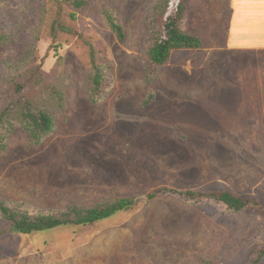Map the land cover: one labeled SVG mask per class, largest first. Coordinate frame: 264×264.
<instances>
[{
  "label": "rangeland",
  "instance_id": "rangeland-1",
  "mask_svg": "<svg viewBox=\"0 0 264 264\" xmlns=\"http://www.w3.org/2000/svg\"><path fill=\"white\" fill-rule=\"evenodd\" d=\"M156 0H90L113 9L119 41L89 9L49 23L46 0H0V63L22 56L38 33L42 67H55L65 106L39 143L17 128L0 151V200L38 209L92 207L159 187L228 191L264 203V49L230 43V0H187L182 26L204 47L173 50L155 74L142 24ZM88 43L110 64L111 85L93 102ZM149 91L153 99L143 105ZM185 135V138L182 137ZM264 250V214L212 199L164 193L87 226L17 234L0 223V264H251ZM257 264H264V254Z\"/></svg>",
  "mask_w": 264,
  "mask_h": 264
},
{
  "label": "trees",
  "instance_id": "trees-1",
  "mask_svg": "<svg viewBox=\"0 0 264 264\" xmlns=\"http://www.w3.org/2000/svg\"><path fill=\"white\" fill-rule=\"evenodd\" d=\"M46 1L52 3L55 9L52 19L46 23L53 39L59 31L76 33L61 18L63 10H68L70 18L75 19L77 11L89 9L100 18L117 40L123 41L124 30L112 8L91 7L90 0ZM186 10L187 0L153 2L142 24V51L147 58L150 73L155 74L166 64L173 50H194L205 46L200 36L182 26ZM228 10L231 14L230 7ZM32 34L33 41L22 56L0 63V151L6 148L17 128H20L31 142L39 143L54 128V113L65 106V94L59 85L55 67L50 72L43 69L44 56L39 58L36 51L38 33L32 30ZM17 40L14 34H0V44L5 45L8 41ZM87 58V90L91 100L96 102L111 85L110 64L103 50L91 43H88ZM152 99L153 93L149 91L142 104L145 106ZM182 137L185 138V135ZM164 193H175L186 199H212L235 212L248 207L257 208L264 214V203L228 191L205 192L159 187L148 193L117 196L92 207L73 203L61 209H38L22 200H0V223H4L11 232L17 234L39 233L60 226H87L131 209L139 199L152 200ZM263 254L264 250H260L251 264H257Z\"/></svg>",
  "mask_w": 264,
  "mask_h": 264
},
{
  "label": "crops",
  "instance_id": "crops-1",
  "mask_svg": "<svg viewBox=\"0 0 264 264\" xmlns=\"http://www.w3.org/2000/svg\"><path fill=\"white\" fill-rule=\"evenodd\" d=\"M230 43L264 49V0H230Z\"/></svg>",
  "mask_w": 264,
  "mask_h": 264
}]
</instances>
